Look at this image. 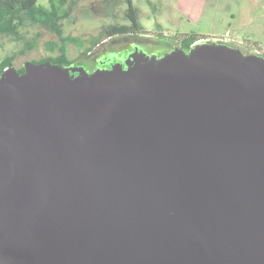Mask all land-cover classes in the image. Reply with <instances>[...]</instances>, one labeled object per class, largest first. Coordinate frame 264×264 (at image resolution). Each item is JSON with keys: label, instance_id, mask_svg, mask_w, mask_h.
Returning a JSON list of instances; mask_svg holds the SVG:
<instances>
[{"label": "water", "instance_id": "95a60500", "mask_svg": "<svg viewBox=\"0 0 264 264\" xmlns=\"http://www.w3.org/2000/svg\"><path fill=\"white\" fill-rule=\"evenodd\" d=\"M129 57L0 74V264H264V59Z\"/></svg>", "mask_w": 264, "mask_h": 264}, {"label": "rangeland", "instance_id": "374dc122", "mask_svg": "<svg viewBox=\"0 0 264 264\" xmlns=\"http://www.w3.org/2000/svg\"><path fill=\"white\" fill-rule=\"evenodd\" d=\"M73 1V4L69 3L64 7L65 14L59 19L63 36L70 35L84 40L83 46L67 44L66 54L73 61L71 65L86 64L87 56L91 55L92 58L103 53L102 44H106L108 48L112 44L121 47L126 40L129 42L152 39L158 47L166 48L187 35L223 37L231 30L242 34L245 27L241 26V23L248 21L251 12L257 8L256 17L260 13L263 15L261 20L255 22V27H258V32L264 27V0H196L191 9L181 7L180 3L177 4L178 0H130L142 27L140 30L142 35L118 34L101 44L104 38L101 35L106 27L130 23L127 17L128 1ZM39 2L49 6L47 0H39ZM241 13H245L242 20H240ZM95 39H98L99 44L89 49L90 51L86 49V45ZM48 41L61 43L59 35L54 30L29 23L20 28V37L13 35L0 37V61L7 56H13L12 66L20 68L25 61L35 63L41 58L57 55L59 50L50 51L46 48Z\"/></svg>", "mask_w": 264, "mask_h": 264}, {"label": "flooded vegetation", "instance_id": "af4514ba", "mask_svg": "<svg viewBox=\"0 0 264 264\" xmlns=\"http://www.w3.org/2000/svg\"><path fill=\"white\" fill-rule=\"evenodd\" d=\"M258 11V8L253 10L251 12L250 19L246 22L243 21L241 23V26H244L245 29L244 33L238 34L236 33V30L228 31V35L226 36H202V35H196L197 39L192 40L191 42H187V39L191 35H187L181 39H179L176 43L168 45L166 48H160L158 47L157 43L153 41L152 39L149 40H134V41H125V44L121 47H117L116 45L112 44L109 48L107 47L105 41L109 39L111 36L122 34V35H142V31H139L137 33L133 32H125V33H116L114 35L105 37L101 40V44L104 47L101 49L104 51L101 54L94 56L91 58L90 56H87L86 64H78V65H69L72 67H79L82 68L84 73L86 75H92L97 72H108L112 69L114 65L120 66L123 71L127 70L128 65L127 63H132V58L129 57L131 54H135L138 58L143 59L144 57H147L149 60L154 59L155 61H158L166 54L173 52V51H180L184 53H188L191 49L202 47V46H208V47H218V46H224L231 50H237L242 55H253L257 56L259 58L264 59V27L260 29V31H257L258 27H255V22L258 20H261L262 13L258 17L255 15ZM244 14L241 13L240 20L244 19ZM151 34V33H149ZM232 34V35H231ZM148 36V35H147ZM99 42H97L94 46L98 45ZM93 46V47H94ZM90 51V50H89ZM88 51V52H89ZM135 51L141 53L144 55V57L140 54H137ZM88 54V53H87ZM70 74H73V77H77L81 75L78 71L70 72Z\"/></svg>", "mask_w": 264, "mask_h": 264}, {"label": "trees", "instance_id": "16d2710c", "mask_svg": "<svg viewBox=\"0 0 264 264\" xmlns=\"http://www.w3.org/2000/svg\"><path fill=\"white\" fill-rule=\"evenodd\" d=\"M129 3L127 17L129 18V24H113L102 32L101 37H108L116 33L125 32H139L142 27L137 20L136 12ZM49 6L42 5L39 0H0V37L15 36L20 37V28L29 23L39 24L48 27L59 35L60 42L48 41L46 48L50 51L55 49L59 50V53L55 56H47L39 59L35 63L50 61L53 64L60 66H68L73 63L66 54V48L68 43H73L78 46H83L84 40L75 36H63L61 28L59 26V19L65 14L64 7L66 5L73 4V0H47ZM196 35H191L187 42H191L196 38ZM95 39L89 45H86V49H91L98 41ZM13 56H7L0 61V74L5 68L12 66ZM18 72L22 73L24 67L16 68Z\"/></svg>", "mask_w": 264, "mask_h": 264}, {"label": "crops", "instance_id": "0c3cea01", "mask_svg": "<svg viewBox=\"0 0 264 264\" xmlns=\"http://www.w3.org/2000/svg\"><path fill=\"white\" fill-rule=\"evenodd\" d=\"M194 1V2H193ZM195 2H196V0H178L177 1V4H179V5H181V7H183V8H186V7H188V9H189V7H190V9L194 6V4H195ZM185 6V7H184ZM187 9V10H188ZM186 10V11H187Z\"/></svg>", "mask_w": 264, "mask_h": 264}]
</instances>
